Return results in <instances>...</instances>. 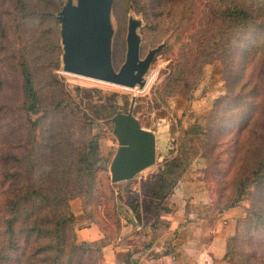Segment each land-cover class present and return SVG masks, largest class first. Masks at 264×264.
<instances>
[{
    "label": "rangeland",
    "instance_id": "374dc122",
    "mask_svg": "<svg viewBox=\"0 0 264 264\" xmlns=\"http://www.w3.org/2000/svg\"><path fill=\"white\" fill-rule=\"evenodd\" d=\"M27 1L30 4L24 7L23 0H0L1 201L8 198L23 151L40 146L49 154L64 152V148L70 151L77 147L79 151L84 136L89 135L99 138L101 170L97 178L105 180L107 189L101 191L112 192V200L104 207L96 201L85 207L83 199L70 202L75 243L85 247V253H78L86 264H110L106 249L116 252L123 218L129 217L126 205L116 202V198L138 200L139 214L151 216L154 211L147 210L148 195L166 165L177 158L189 163L187 171L179 175L176 170L169 180L174 183L183 176L202 199L209 193L213 195L218 208L238 198L237 183L248 182L240 202L233 207V237L240 228H247L240 221L250 220L247 210L253 209V202L264 216V190L260 195L256 193L255 200L254 189L250 188L256 180L252 173L264 161V0L245 1L258 23L243 30L241 36L238 23L222 13L228 0H114L111 23L115 68L119 70L125 62L131 20L139 23L141 59L161 47L144 77L142 90L139 86L129 89L65 73L58 13L67 0ZM224 58L225 64L221 60ZM23 65L30 68L38 89L40 105L36 113H27L22 105ZM186 80L195 86L190 89ZM134 98V114L144 128L156 133L157 161L129 183L113 184L109 168L119 146L108 119L116 113H128ZM60 102L68 103V107L64 104L53 114ZM91 123L92 127L88 125ZM87 211L104 218L107 225L102 226L112 236H104L100 243L80 241L77 227L93 224ZM1 215L0 211V264H29L23 249L11 251L8 247L9 221ZM113 219L120 222L115 234ZM262 228L252 231L253 241ZM67 237L72 243L71 231ZM247 240L230 241L237 245L231 246L234 264H246L245 257L255 250ZM46 253H38L37 258ZM224 264H230V259Z\"/></svg>",
    "mask_w": 264,
    "mask_h": 264
},
{
    "label": "trees",
    "instance_id": "16d2710c",
    "mask_svg": "<svg viewBox=\"0 0 264 264\" xmlns=\"http://www.w3.org/2000/svg\"><path fill=\"white\" fill-rule=\"evenodd\" d=\"M245 1L228 0L222 10L227 19L232 17L238 23L240 36L243 30L245 32L248 27L258 23L256 15L245 7ZM23 2L24 7L30 4L27 0H23ZM160 5L162 6V4ZM221 60L225 64L227 58ZM22 71L25 73L22 105L27 113H36L40 105L38 89L36 88L30 68L27 65H23ZM185 82L189 85L190 89L195 86V83L191 81L186 80ZM64 104L65 107H68V103L60 102L49 111L52 112L54 108L53 114L57 113L58 108ZM244 120L247 122L246 119ZM88 125L92 127V123ZM90 137L89 135L84 136L85 139L81 142L79 151L77 147L70 151L64 148V152H59L58 150L49 154L46 152L45 147L40 146V148L33 147L32 151L28 148L23 151L22 157L18 159L20 167L12 175V179L14 180L11 181V188L7 192L8 198L6 201L0 200V202H3L0 211L2 212L1 217L9 221L7 223V230L11 235V239L7 241L8 247H11V251L23 249L24 256L26 255L31 264H39L40 262L41 264H72L73 259H76L75 263L86 264L80 261L81 256L78 253L81 250L85 253V247L75 243L77 239L74 232L75 228L72 219L74 216L71 212L70 202L73 199H83L85 207L94 201L98 205H101V207H104L112 200V192L105 194L104 191H101L103 188L107 189L105 187V180H98L97 178L98 171L101 170L99 138ZM59 144H61V141ZM188 160L191 162L192 157H189ZM261 162L252 173L255 175L256 180L250 183V188L254 189L255 200L257 198L256 193L260 195L261 191L264 190V161L261 160ZM188 164L184 163L182 159L177 158L166 165L148 195L150 204L147 206V210L153 209L154 211L150 214L156 215V217L160 215V212L164 209L163 203L174 193L183 176H180L174 183L172 180H169L170 177H172L176 170L180 171L179 175L184 174L187 171ZM42 170L43 173L41 172ZM243 171L244 168L238 174ZM111 185L108 184L109 187ZM247 187L248 182L246 183L244 180L237 183L235 191L238 198L233 202H227L223 208H218L220 206L216 203L214 196L209 193L213 201L211 205L213 213L221 214L233 209L240 202L241 192ZM96 192L98 193L96 194ZM116 202L125 204L134 214H139L140 212V204L136 199L129 198L127 201H124L121 197H117ZM257 202L260 203V198ZM262 202L264 203V199ZM257 205L253 202V209L247 210L251 214L248 222L246 219H241L240 221L241 223H246V231L240 228L235 237L232 236L231 239L227 240L225 259H230V264H234L232 253L233 248L237 246L230 241L239 243L244 238L248 239L247 243L255 248L252 253L250 252L245 257L246 264H260L261 261L262 264L264 263V216L261 213V209H257ZM114 209L116 211L117 204H114ZM87 214L91 218L90 221L100 229L104 236H112L108 235L107 227L105 229L102 226L103 223L107 225L104 218L98 219L96 214L91 211L90 213L87 211ZM106 216L105 214L104 217ZM114 225H116L115 234L120 227L118 219L112 220V226ZM259 226H263V228L260 232L261 235L255 242V240H252L255 238L251 234ZM18 230L20 231L19 233H17ZM68 231H71L73 235L71 237L72 243L69 242V238L67 237ZM113 238H117V236ZM232 244L233 248H231ZM5 246L4 243L3 247L6 248ZM34 246H37L36 249ZM259 247H262V250ZM42 251H47L46 255L41 259L37 258L38 253ZM34 260H37V262H33Z\"/></svg>",
    "mask_w": 264,
    "mask_h": 264
},
{
    "label": "water",
    "instance_id": "95a60500",
    "mask_svg": "<svg viewBox=\"0 0 264 264\" xmlns=\"http://www.w3.org/2000/svg\"><path fill=\"white\" fill-rule=\"evenodd\" d=\"M114 0H67L58 13L64 49V72L129 89L142 90L161 47L149 51L141 59V38L136 20L129 22L125 62L117 70L114 65L111 13ZM136 99L128 113H118L108 120L118 150L110 165L112 183L136 179L157 161L156 133L144 128L134 114Z\"/></svg>",
    "mask_w": 264,
    "mask_h": 264
},
{
    "label": "crops",
    "instance_id": "0c3cea01",
    "mask_svg": "<svg viewBox=\"0 0 264 264\" xmlns=\"http://www.w3.org/2000/svg\"><path fill=\"white\" fill-rule=\"evenodd\" d=\"M204 196L182 178L157 217L134 214L126 207L129 217L123 218L116 252L106 249L110 264H224L235 209L213 213L212 198ZM77 235L87 243L104 240L94 224L78 226Z\"/></svg>",
    "mask_w": 264,
    "mask_h": 264
}]
</instances>
